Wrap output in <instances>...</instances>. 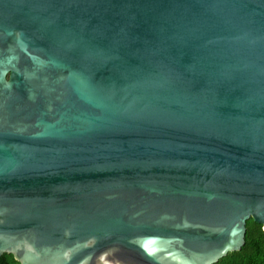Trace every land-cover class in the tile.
I'll use <instances>...</instances> for the list:
<instances>
[{"label":"water","instance_id":"obj_1","mask_svg":"<svg viewBox=\"0 0 264 264\" xmlns=\"http://www.w3.org/2000/svg\"><path fill=\"white\" fill-rule=\"evenodd\" d=\"M264 231V0H0V256L214 264Z\"/></svg>","mask_w":264,"mask_h":264},{"label":"trees","instance_id":"obj_2","mask_svg":"<svg viewBox=\"0 0 264 264\" xmlns=\"http://www.w3.org/2000/svg\"><path fill=\"white\" fill-rule=\"evenodd\" d=\"M0 264H20L12 254L0 256ZM214 264H264V231L262 225L249 218L246 221L245 243L238 251L227 253Z\"/></svg>","mask_w":264,"mask_h":264}]
</instances>
